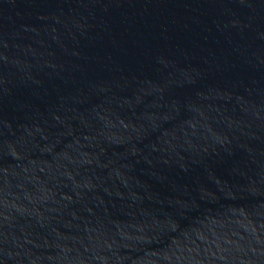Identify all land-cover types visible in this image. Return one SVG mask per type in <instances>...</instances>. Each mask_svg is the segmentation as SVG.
I'll use <instances>...</instances> for the list:
<instances>
[{"label": "water", "instance_id": "95a60500", "mask_svg": "<svg viewBox=\"0 0 264 264\" xmlns=\"http://www.w3.org/2000/svg\"><path fill=\"white\" fill-rule=\"evenodd\" d=\"M0 264H264V0H0Z\"/></svg>", "mask_w": 264, "mask_h": 264}]
</instances>
